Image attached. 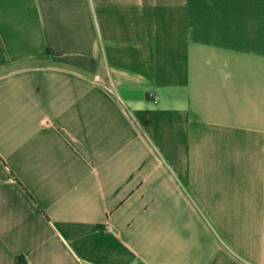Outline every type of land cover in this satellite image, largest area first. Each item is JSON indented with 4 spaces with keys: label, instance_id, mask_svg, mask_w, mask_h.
<instances>
[{
    "label": "crops",
    "instance_id": "1",
    "mask_svg": "<svg viewBox=\"0 0 264 264\" xmlns=\"http://www.w3.org/2000/svg\"><path fill=\"white\" fill-rule=\"evenodd\" d=\"M0 264H264V0H0Z\"/></svg>",
    "mask_w": 264,
    "mask_h": 264
},
{
    "label": "built area",
    "instance_id": "2",
    "mask_svg": "<svg viewBox=\"0 0 264 264\" xmlns=\"http://www.w3.org/2000/svg\"><path fill=\"white\" fill-rule=\"evenodd\" d=\"M154 102H156V101H154Z\"/></svg>",
    "mask_w": 264,
    "mask_h": 264
}]
</instances>
